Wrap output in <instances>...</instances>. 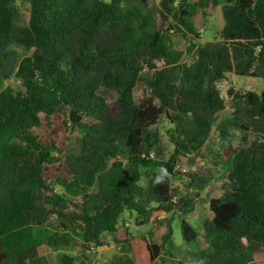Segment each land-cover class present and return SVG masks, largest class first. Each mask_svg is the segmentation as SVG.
Returning a JSON list of instances; mask_svg holds the SVG:
<instances>
[{
    "label": "trees",
    "instance_id": "16d2710c",
    "mask_svg": "<svg viewBox=\"0 0 264 264\" xmlns=\"http://www.w3.org/2000/svg\"><path fill=\"white\" fill-rule=\"evenodd\" d=\"M30 6L20 25L14 0H0V79L23 87L0 91V264H50L40 231L54 218L103 247L126 214L140 226L165 221L160 243L154 232L143 237L151 262L175 246L180 219L183 244L198 247L196 264L264 263V91L230 89L234 108L223 118L218 88L227 74L264 79V0H161L160 26L145 0ZM212 6H221L225 25L219 41L202 43L192 19ZM173 34L187 40L192 62ZM101 88L117 100L108 103ZM42 115L47 126L38 132ZM163 115L172 148L156 129ZM56 117L81 134L76 151L66 153L52 134ZM192 156L229 167L200 232L184 218L194 199L179 198L172 185L181 158ZM189 176L207 188L208 178ZM58 264L79 263L65 253Z\"/></svg>",
    "mask_w": 264,
    "mask_h": 264
},
{
    "label": "rangeland",
    "instance_id": "374dc122",
    "mask_svg": "<svg viewBox=\"0 0 264 264\" xmlns=\"http://www.w3.org/2000/svg\"><path fill=\"white\" fill-rule=\"evenodd\" d=\"M110 2L111 0H104ZM144 0H129V3L136 4L142 3ZM152 10L156 19L157 26H160L163 22L159 15L160 1L161 0H145ZM196 1V0H191ZM30 2L31 0H14V5L19 11L18 24L28 25L30 19ZM193 23L199 31V41L202 43L219 41L221 31L224 28L225 21L222 13L221 6H212L207 14L204 15L201 11L198 12L196 17H193ZM163 24V23H162ZM166 27L168 26L167 23ZM174 47L186 52L187 40L177 34L172 35ZM20 57L28 55V53L21 48H18ZM183 60L186 62H192L187 53L184 54ZM6 88H11L15 91H23L20 81L13 77L7 81L0 79V91ZM218 88L222 97L227 102V109L220 113V117H226L233 111L234 104L229 98L228 92L233 89L235 92H247L253 91L261 95L264 91V79L250 78V77H238L233 74H227L224 80L218 84ZM144 85L139 82L136 90L135 97L140 99L144 94ZM98 95L104 98L108 103H113L117 100V94L109 89L101 88L98 90ZM56 123L55 127L51 129L52 134L61 139L64 142V151L70 153L77 150V143L81 137L78 130L74 129L69 123L66 125L63 121L57 117L53 119ZM46 119L44 115L41 116V125L37 129L38 132H43L46 129ZM172 125L163 115L159 124L156 126L162 135L163 141L168 143L172 148V144L169 142L168 131ZM236 134H238L236 132ZM179 174L172 179L173 188L177 191V195L181 199L193 198L196 205V210L193 214L184 215L185 220L191 223L198 232L203 227L205 222L212 219L213 214L209 208V202L213 198H218L222 195L223 184L227 179V173L229 167L217 166L211 160L203 158V156H192L181 158L178 166ZM190 174H198L202 177L209 179V184L205 190L197 189L191 182ZM126 223L124 226L123 223ZM165 225V221L162 220L152 226H140L135 222V216L126 214L124 220L120 224V231L107 238V242L103 247H96L94 245H87L84 242L82 234L73 229H63L60 225V221L56 218L53 219L52 224L48 225L47 229H41L40 235L42 238V245L40 247V254L45 256L50 264H58L60 257L63 254H69L76 257L77 263L85 262L88 264H125L127 259H131L135 264H196L194 258L191 255L192 251H196L198 247L196 244L184 245L182 239V233L180 228V219H176L173 222L174 229V244L173 247H167L162 251V255L155 262L150 261L149 254L146 249L144 236H147L150 232L155 233V239L157 242H161V237L166 234V228L161 225ZM123 227L127 228L130 250H125ZM120 241V242H118ZM172 253V255L170 254ZM259 264H264L260 260Z\"/></svg>",
    "mask_w": 264,
    "mask_h": 264
}]
</instances>
